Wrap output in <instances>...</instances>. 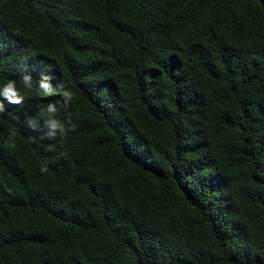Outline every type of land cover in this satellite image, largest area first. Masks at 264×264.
<instances>
[{
	"label": "trees",
	"instance_id": "obj_1",
	"mask_svg": "<svg viewBox=\"0 0 264 264\" xmlns=\"http://www.w3.org/2000/svg\"><path fill=\"white\" fill-rule=\"evenodd\" d=\"M9 79L0 264H264V0H0Z\"/></svg>",
	"mask_w": 264,
	"mask_h": 264
},
{
	"label": "clouds",
	"instance_id": "obj_2",
	"mask_svg": "<svg viewBox=\"0 0 264 264\" xmlns=\"http://www.w3.org/2000/svg\"><path fill=\"white\" fill-rule=\"evenodd\" d=\"M23 86L26 89H31L33 87V78L30 74L25 73L22 76L21 80ZM38 87L40 89V93L43 96H52V95H60L65 102V107L74 99L73 91L68 88L62 81L58 82L56 85H53L51 82V78L48 76H42L40 80L37 82ZM0 97H3L11 104L20 105L24 102L25 97L20 93L17 88V82L15 80L9 79L2 87H0ZM5 111L4 104L0 102V113ZM58 109L55 103H50L47 105L45 109L41 110V115L46 114V125L51 129H58L61 138L66 135L65 124L56 119ZM69 120L71 119V114H68ZM29 126L32 128L37 127V121L35 119L30 118ZM11 135H15V133H11ZM49 137H55L57 135L56 132L47 133ZM8 147H15V143H8ZM47 166L41 167V172H47Z\"/></svg>",
	"mask_w": 264,
	"mask_h": 264
}]
</instances>
